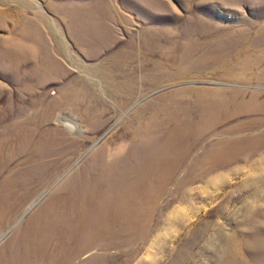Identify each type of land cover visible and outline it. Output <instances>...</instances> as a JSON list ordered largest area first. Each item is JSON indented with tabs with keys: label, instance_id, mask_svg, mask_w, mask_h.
I'll list each match as a JSON object with an SVG mask.
<instances>
[{
	"label": "rangeland",
	"instance_id": "1",
	"mask_svg": "<svg viewBox=\"0 0 264 264\" xmlns=\"http://www.w3.org/2000/svg\"><path fill=\"white\" fill-rule=\"evenodd\" d=\"M240 41L264 54V0H0V264H264L259 107L218 125L221 132L241 124L239 137L258 139L255 147L191 184L183 171L181 188L167 185L142 229L94 246L78 239L72 244L82 250L71 261L21 246L29 223L47 221V203L71 198L62 187L99 149L120 166L142 145L129 134L149 122L147 139L157 106L178 102L182 91L240 90L262 102L264 82L222 81L211 59L183 62L204 50L229 54ZM210 99L181 98L188 112L181 126L210 119L213 109L200 113ZM65 245L53 237L47 255Z\"/></svg>",
	"mask_w": 264,
	"mask_h": 264
},
{
	"label": "bare ground",
	"instance_id": "2",
	"mask_svg": "<svg viewBox=\"0 0 264 264\" xmlns=\"http://www.w3.org/2000/svg\"><path fill=\"white\" fill-rule=\"evenodd\" d=\"M241 35V39H244L245 34ZM241 43H233L232 47L237 49L229 54L204 50L198 55L189 53L182 56L183 62L189 60V56L199 63L211 59L217 63L215 72L222 81L264 82V72L261 70L257 73L264 61V54L259 53L261 46ZM190 95L215 98L200 103V113L206 110L211 112L213 109V116L208 120H199L195 126L184 127L181 121L188 114L187 105L180 100ZM178 99V102L157 106L153 112L154 117L150 119L155 123L153 134L147 139L149 122L139 123L138 128L129 134L132 142L138 139L142 145L131 147L120 166L117 159L106 162L104 148L99 149L86 162V169L76 173L68 181V186L61 189H69L72 192L71 198H56L47 203L42 211L47 221L27 225L21 246L28 255L36 251L45 259L56 261L65 258L71 261L82 250L72 244L78 239H84L87 246H94L104 236L116 235L121 230H140L152 219L158 198L165 192L167 185L174 182L177 188H181L180 175L183 171H188L190 175L184 183L191 184L201 175L212 173L220 165L235 161L257 144L258 139L239 137L241 124L224 128L221 132H218V125L249 114L257 107L264 111V100L260 101L259 94L246 98L240 90L198 89L182 91ZM172 120L176 123L175 127L165 122ZM165 125H168L167 129ZM215 135L220 138L207 144L203 154L195 153L198 145L203 147V143ZM202 167H205L204 170L198 172ZM195 174L198 176L194 177ZM80 175L83 176L78 177ZM55 202L65 206L62 208ZM172 219L180 221L178 215ZM53 237L66 243L61 255H47L46 246Z\"/></svg>",
	"mask_w": 264,
	"mask_h": 264
}]
</instances>
